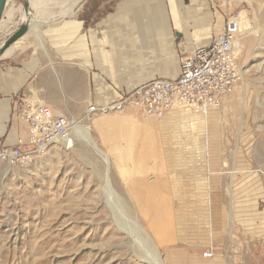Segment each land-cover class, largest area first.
Returning <instances> with one entry per match:
<instances>
[{
  "label": "rangeland",
  "instance_id": "374dc122",
  "mask_svg": "<svg viewBox=\"0 0 264 264\" xmlns=\"http://www.w3.org/2000/svg\"><path fill=\"white\" fill-rule=\"evenodd\" d=\"M82 1L10 0L0 46L30 2L35 20L69 5L73 14ZM211 7L239 17L235 90L208 117L173 110L144 121L139 188L119 186L109 165L96 122L113 115L71 119L89 140L71 131L69 149L56 145L26 167L0 166V264H147L143 244L163 264H264V0ZM154 146L163 147L156 162ZM208 154L220 171L211 181ZM244 170L252 174L237 180ZM208 248L210 261L202 258Z\"/></svg>",
  "mask_w": 264,
  "mask_h": 264
},
{
  "label": "crops",
  "instance_id": "0c3cea01",
  "mask_svg": "<svg viewBox=\"0 0 264 264\" xmlns=\"http://www.w3.org/2000/svg\"><path fill=\"white\" fill-rule=\"evenodd\" d=\"M211 6L210 0H83L73 14L60 15L64 7L59 14L40 15L48 20L27 22V33L0 58V147L27 138L18 116L23 100L71 120L82 118L90 103L113 104L151 80L176 79L180 61L224 29V15ZM24 11L34 15L28 5ZM120 114L96 126L105 136L101 140L116 182L139 188L137 177L148 158L142 127L151 119ZM150 152L155 162L163 157L162 146ZM206 161L211 181L212 173L219 176V164L211 165L209 154ZM232 174L235 181L237 171ZM243 174L252 171L244 170L237 180Z\"/></svg>",
  "mask_w": 264,
  "mask_h": 264
},
{
  "label": "built area",
  "instance_id": "2783aa9c",
  "mask_svg": "<svg viewBox=\"0 0 264 264\" xmlns=\"http://www.w3.org/2000/svg\"><path fill=\"white\" fill-rule=\"evenodd\" d=\"M220 8V1L210 0ZM223 31L210 45L196 49L180 61L179 74L174 80L154 79L124 93L113 104H88L82 118L91 121L98 116L120 114L129 110L142 119L162 120L175 109H188L206 116L217 110L242 79L239 52L235 47L240 29L237 14L224 11ZM18 116L27 127L26 140L18 139L13 147H0V166L26 167L51 148L61 145L72 147V124L69 117L56 116L42 104L23 100ZM78 124V122L76 121ZM149 182L148 179L144 183ZM262 203L264 204V196ZM212 260L214 253L208 248L202 254Z\"/></svg>",
  "mask_w": 264,
  "mask_h": 264
},
{
  "label": "bare ground",
  "instance_id": "6f19581e",
  "mask_svg": "<svg viewBox=\"0 0 264 264\" xmlns=\"http://www.w3.org/2000/svg\"><path fill=\"white\" fill-rule=\"evenodd\" d=\"M9 1V0H8ZM30 1V0H29ZM32 1V0H31ZM29 3V2H28ZM29 8H30V10L32 9V7H33V3H29ZM28 9V8H27ZM35 9V8H34ZM72 9H73V5H69L67 8H65V9H63L62 10V12L60 13V14H65V15H69L70 14V12H72ZM33 10V9H32ZM29 12V11H28ZM28 12L26 11L25 12V14H24V16H23V23H27V22H29V24H30V21H29V14H28ZM36 13V12H35ZM35 15V14H34ZM33 15V16H34ZM39 14H38V12H37V16H38ZM37 16H35V17H37ZM39 17V16H38ZM34 19V18H33ZM30 20H32V18L30 17ZM44 20H48V18H44V17H40V18H36L35 20H32L33 22H36V23H40V22H43ZM1 21H2V19H1ZM0 21V22H1ZM28 24V23H27ZM28 24V27L30 26ZM35 24V23H34ZM237 40V39H236ZM18 42V41H17ZM3 44V43H2ZM15 44L16 43H14L12 46H10L4 53H3V55L1 56V57H3V56H6L7 54H9V52H11V50H12V48L15 46ZM235 47L237 48V51L239 52V45H238V43L236 42L235 43ZM175 110H177V111H180V110H182V111H186V110H188V109H183V108H180V109H175ZM189 111V110H188ZM196 113H198V112H196ZM198 114H200V113H198ZM201 115V114H200ZM203 115V114H202ZM74 123V122H73ZM71 124H72V121H71ZM75 125V124H74ZM72 126V131H74V133L75 132H78V135H80V136H82L83 138H85V140H89V136H88V133H86L85 131H83L82 129H77V126L75 125V126ZM104 161L107 163V159H104ZM108 173V169L106 170V174ZM108 183V182H107ZM108 189V188H107ZM107 191H109V190H107ZM110 193H111V191H110ZM109 194V193H108ZM113 199V198H112ZM111 199V200H112ZM143 247H144V260L146 261V263L147 264H163V262L159 259V257H158V255H156L155 253H152V252H150L146 247H145V245L143 244ZM150 250H151V248H150Z\"/></svg>",
  "mask_w": 264,
  "mask_h": 264
},
{
  "label": "water",
  "instance_id": "95a60500",
  "mask_svg": "<svg viewBox=\"0 0 264 264\" xmlns=\"http://www.w3.org/2000/svg\"><path fill=\"white\" fill-rule=\"evenodd\" d=\"M10 1V0H9ZM8 0H0V21L3 17L5 8L9 2ZM28 1V0H27ZM29 27L28 24L22 23L19 28L11 35L9 38L3 42V44L0 46V57L3 55V53L14 43H16L20 38H22L28 31Z\"/></svg>",
  "mask_w": 264,
  "mask_h": 264
}]
</instances>
